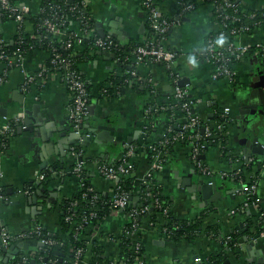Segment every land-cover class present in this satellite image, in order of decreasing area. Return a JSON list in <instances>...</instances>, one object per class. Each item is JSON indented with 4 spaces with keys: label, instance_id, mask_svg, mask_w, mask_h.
I'll use <instances>...</instances> for the list:
<instances>
[{
    "label": "crops",
    "instance_id": "obj_1",
    "mask_svg": "<svg viewBox=\"0 0 264 264\" xmlns=\"http://www.w3.org/2000/svg\"><path fill=\"white\" fill-rule=\"evenodd\" d=\"M195 2L196 9L180 19L177 0H159L158 6L167 18L177 20V25L164 44L166 48L177 52L172 70L178 73L180 80L185 78L189 80V84L184 88L190 92L194 100L196 115L203 120L210 121L213 126L217 109L222 111L228 107L231 110L233 121L227 127L226 135L223 136L224 144L209 146L201 155V159L216 173L231 172L242 167L238 157L242 156L244 160L243 152L247 149L251 154L250 159L254 158L260 167L264 161V147L262 150L261 148L255 149L251 139L250 147L246 148L250 132H253V137L257 136L255 129L249 127L252 122L249 121L251 116H248L244 122L247 126L246 130L239 125V120L243 113L260 105L257 89L264 87V57L251 54L238 63L235 66L237 76L234 82L225 79L213 81L211 78L213 66L202 58V50L205 48L208 35L218 28V22L213 13L212 4L204 0H195ZM240 4L246 9H258L264 7V0H242ZM37 5V2L31 4L32 12L36 13ZM89 7L96 24H102L106 32L117 34L119 30L121 31L120 44L122 46L130 42L142 44L147 40L149 33L147 15L140 0H90ZM142 26L145 28L142 29ZM32 27V24L27 23L26 31L31 33ZM16 35V23L0 19V37L7 44L13 45ZM236 44L264 46V29L255 30L248 36L238 37ZM100 52L102 51L93 48L86 51L84 44L76 46L75 49V53L79 56L77 67L89 83L91 105L95 106L94 115L89 123L100 126L98 127L100 131L109 134V140L101 142V145L93 141L90 146L82 147L80 151H82L83 169H89L87 173L91 184L107 201L111 199L113 184L98 173L95 162L104 160L114 164L120 159L123 150L141 141L139 152L133 158L134 171L131 175V180L133 177V183L138 188L142 185L150 166L145 148L146 143L154 142L156 137L163 136L166 132L167 119L170 118L178 123L183 121L179 114H176V120L171 116L167 117L166 114L157 115L152 120L144 116V112L155 98L159 104L165 105L174 93L175 85L169 76V70L160 63L146 61L130 64L129 69L146 80V94L140 95L127 87L113 98H104L100 92L103 84L112 76H123L126 73L119 67L115 58H110ZM48 59L47 52L35 50L23 57L20 67L9 70L5 83L0 85V123L18 119L23 112H32L34 107H38L34 110L35 115L29 120L30 123L33 120L36 121L37 129L46 126L48 127L46 131L51 129L55 131L64 127L61 123L69 117L71 98L60 76L48 71ZM4 69V63L0 61V74ZM43 69L46 70L44 81L39 79L37 83L30 86L29 91L24 92L22 90L24 81ZM256 115L254 120L259 119L260 126H263V113L259 111ZM151 121H153L152 131H147L145 135L144 127L149 126ZM67 123L64 122V124ZM82 131L85 132L86 128ZM47 138L48 140L43 142L40 132L20 133L17 129V134L10 138L7 149L0 152V187L4 188L6 198L0 201V220L3 230H7L12 235L29 232L36 223L42 225L50 234L60 235V215L55 205L62 199L75 196L80 190L78 183L72 182L69 178L64 182L61 178L54 179L47 186L43 185L38 189L43 196L44 191H47V198H40L36 205H28L27 198L30 195H24L23 190L28 184L39 181L38 178L43 171L40 168L44 160L47 162L45 169L55 164H64L65 168L73 164L71 159H63L65 162L62 163V158L55 153V149L47 146V143L52 141L49 136ZM190 149L189 143L186 145L178 142L169 154L164 169L154 174V180L162 186L163 196L169 198L170 210L175 217L196 220L203 212L205 216L209 213L204 223L205 225H219L221 227L220 237L217 240L201 236L194 244L174 243L161 234L159 227H151L147 223L149 216L144 217L143 228L139 234L146 250L143 264H197V258L205 259L224 249L222 239L232 233L239 234L237 248L241 252V258L237 260L234 253H229L230 264L245 262L260 264V260H263L262 264H264V237L257 239L254 237L255 225L258 223L257 220H260L259 214L255 210H239L245 201V195L242 191L231 193L234 188L243 190V181L235 182V184L229 180L214 178L220 191L212 192L207 200L203 199L201 193L195 195L189 192L183 187L184 179H190L195 187L199 180L205 183L210 182V179L197 172L191 160ZM233 157L235 158L232 159ZM244 163L246 164L245 160ZM72 168L74 167H71L70 171ZM253 175L256 176L255 173L246 175L248 178L246 180L249 181ZM59 176H61L60 173ZM9 191L12 193L9 194ZM256 194L259 211L264 214V174L261 173ZM132 203L131 206L138 207L141 203V196L135 195ZM232 211H235V214H232ZM126 222L127 219L122 212H113L102 220L98 232L103 238L110 234L118 238L122 235ZM18 240L27 241L25 246L28 248L23 251L24 256H35L34 254L41 248L35 243L36 239L25 238L15 241ZM252 241L255 244L252 253H249L246 249ZM101 243L110 258L118 256V242L106 239ZM57 254L64 257L62 256L64 253L57 251ZM34 258H31L33 262ZM89 259L90 253L84 263L89 264ZM15 260L19 262L20 255L10 260L9 264H13ZM0 264L5 263L0 262Z\"/></svg>",
    "mask_w": 264,
    "mask_h": 264
},
{
    "label": "built area",
    "instance_id": "obj_2",
    "mask_svg": "<svg viewBox=\"0 0 264 264\" xmlns=\"http://www.w3.org/2000/svg\"><path fill=\"white\" fill-rule=\"evenodd\" d=\"M141 5L144 8L147 15V22L150 26V31L148 38L143 43L142 46H138L130 52L124 51L120 48V43L110 34H107L105 37H101L98 33L96 27V20L90 12L89 3L90 0H0V19L3 17L8 18V20L16 23L17 25V35L16 42L21 45L25 41V37L29 35L33 39L39 41H52V38L58 39V42H61L65 45L66 50H70L69 56H64L58 53L54 48L52 53H49L50 62L48 63V71L54 72L59 75L61 81L64 83L70 98V112L69 118L76 126L81 124L86 117L89 115V107L91 103L89 101V89L86 81L83 79L82 74L76 68V63L73 60L75 56L76 46L82 45L86 40L91 41V48L108 52L112 54H121L126 57L132 56L133 63L136 64L151 61L155 63H160L165 65L169 70V76L174 82V93L173 96L168 99L170 103L159 104L157 98L149 104L148 108L144 112L146 119L151 120L155 116L159 115L162 112H165L168 108L171 109V118L175 119L176 114L181 115L182 120L185 121L184 124L179 121L175 125H169L166 129V132L161 137V142H158L156 145H150L148 148V153H150V166L145 175V179L142 182V185H149L150 181L154 180V174L163 170L169 156V147L175 146L178 142L182 140H187L190 146V156L191 160L194 162L197 172L207 179H210V184L214 183V178L218 177L221 179H232V177L239 175L242 171L241 168L233 170L231 172H214L208 166L204 164L201 159L203 152L212 145L216 140H220L221 137L226 135L227 127L232 123L231 110L230 108H224L220 114H217L216 121L214 125H211L210 121L201 119L196 115L194 110V100H187V97L190 96V92L179 85L180 77L177 72L172 70L174 60L176 58L177 52L168 49L165 46V40L172 32L174 27L177 25V20H172L167 18L160 10L158 6L159 0H140ZM37 2L36 13L31 11V4ZM177 3L180 8V16L191 13L196 9L195 0H177ZM231 0H213L212 6L217 13L216 19H220L218 22V28L216 31L212 32L214 35L208 37L205 43L204 48V60L213 66L212 80L217 81L221 79L229 80L234 82L236 79L235 66L244 61L246 57H249L251 54H256L258 56H264V46L257 44L255 46L250 45H237L236 39L240 36L251 35V28L241 23L240 15L247 12V9L241 5H237ZM261 7L259 9H263ZM228 10H231V13H227ZM238 15V16H237ZM251 17H254L255 14H251ZM37 22L33 21V19ZM178 19V20H179ZM221 19L223 20L221 22ZM71 21V27L69 29L62 28L67 21ZM93 21H95L93 23ZM32 24V32L28 33L26 31V24ZM240 23L238 28H232L230 30V37L226 35L225 29L230 25ZM44 27L46 34L41 32V28ZM258 29H264V23H259L257 26ZM7 43L0 38V61L4 63L5 69L0 74V85L4 84L10 69L15 67H20L23 57L28 53L26 50H16L12 55H9L5 49ZM50 45V44H48ZM32 50L33 48L30 47ZM117 61L119 60L116 56ZM43 69L35 76H31L24 81L22 85V90L24 92L29 91L30 86L38 82V80L45 79V72ZM132 75L136 77L138 81H141L142 78L132 72ZM150 81V80H149ZM131 86V85H130ZM151 94V88L149 90ZM191 97V96H190ZM176 120V119H175ZM15 124L22 125L21 119H15L13 121H8L0 123V152H4L8 147V140L12 138L15 134ZM147 127H144V134L147 133ZM25 128V126H23ZM181 129V132H175L176 129ZM203 132L202 136L199 134V131ZM188 131H192L190 134ZM175 133V134H173ZM219 145L222 143L219 141ZM160 147V148H159ZM75 154V153H74ZM82 151L78 153V157L82 156ZM135 156L134 146H128L127 151L120 157L119 164H110L109 162L96 161L95 165L97 166L98 173L106 180L113 184L112 196L109 201L111 214L113 212H122L131 225L129 228L123 227V234L129 236L130 238H135L137 234H140L143 228V221L141 216L145 215L150 206L147 204H141L138 207L129 206L130 199L133 197L130 193L123 191L121 187L118 186V182L123 179L131 178L132 172L134 171V164L131 161V158ZM255 161L253 159H248L246 164ZM83 170V162L77 163L71 172L81 176ZM264 174V161L260 167L258 175H253L249 181L241 180L239 182L244 183L242 192L245 195V201L239 210H255L260 217L261 232L257 233L255 230L254 237H264V214L259 211L258 197H257V187H258V178L259 175ZM44 175L39 176V182L44 180ZM84 186V185H83ZM24 195L28 196L34 193L30 188L23 190ZM90 194V195H89ZM89 195V196H88ZM256 197V200H252L253 197ZM83 201L90 204L88 212L81 213L77 218V213H72L73 210L80 208L78 201L73 202L70 205L69 214L65 217V222L71 226H75V235L74 238L76 241L84 238L87 241L88 246L91 245L93 239H98L100 242L103 240H109L112 242H119L117 238L110 234L101 237L98 229L102 220L98 218L97 207L95 206L96 202L100 200L99 195L95 192L94 187H87L86 191L83 194ZM5 191L0 187V201H4ZM157 206L161 208L159 202ZM238 211V210H236ZM237 213V212H236ZM232 214H235V211H232ZM98 222L97 226L92 225V222ZM151 227H158L159 225H153L151 222H147ZM89 226L91 233L87 236H84L83 233L85 225ZM131 230V231H130ZM84 231V232H83ZM83 232V233H82ZM82 235L84 237H82ZM36 239L41 244L42 247L51 248V247H62V241H56L50 239L46 236L43 230V226L36 223L29 232L21 233L18 235H12L7 230H2V243L3 247H8L11 240L16 239ZM225 246L228 242L232 240V236L228 235L224 237ZM139 241V240H137ZM142 246L141 241L136 242V249L140 250ZM235 246H238L236 244ZM41 247V248H42ZM37 251L34 255L37 256L40 251ZM74 258L71 264H82L86 257L84 248H77L73 251ZM35 256H24L22 257V264L34 258ZM57 259H42L41 264H57ZM128 257L120 258L119 256L114 257L110 260L111 264H130ZM207 261L202 258H197V264H206ZM142 264V263H137Z\"/></svg>",
    "mask_w": 264,
    "mask_h": 264
},
{
    "label": "trees",
    "instance_id": "obj_3",
    "mask_svg": "<svg viewBox=\"0 0 264 264\" xmlns=\"http://www.w3.org/2000/svg\"><path fill=\"white\" fill-rule=\"evenodd\" d=\"M232 2L236 3L237 0H231ZM204 2H208L210 4L213 3V0H204ZM239 5H241L240 3H238ZM237 4V5H238ZM213 13L214 15L217 17V13L215 11V9L213 8ZM227 13H231V10H228ZM251 14H255L254 17H251ZM238 16V15H237ZM241 23L242 24H246L251 28L250 34L253 33L255 30H258L257 26H259V23H264V8L263 9H247V12L245 13V15L241 14ZM33 19V21H35V23L37 22L36 20H34L35 18H31ZM2 21L4 20H8V18L3 17L1 18ZM218 21H220V19H217ZM223 20L221 19V22ZM95 21H93L94 23ZM238 26H240V23H235L233 25H230L227 29H225L226 35H228V37H230V30L232 28H238ZM71 27V21L68 20L67 23L62 26V28L65 29H69ZM147 29L150 31V26L147 23ZM41 32L43 34H46L47 32L45 31L44 27L41 28ZM151 32V31H150ZM149 34V33H148ZM214 35L213 33H211L210 36ZM209 37V35H208ZM207 37V39H208ZM1 38V37H0ZM25 41L24 43H22L21 45H19L16 41L15 38V42L13 43V45H5V49L7 50L9 55H12L14 51L16 50H26V52H33L35 50H42L49 53H52L53 48L60 54L64 55V56H69V53L71 52L70 50H66L65 45L61 42H58V39H54L52 38V41H48V42H44V41H39L37 39H33L32 37H30L29 35H27L25 37ZM206 39V40H207ZM50 44V45H48ZM142 44H132L131 42L128 43L126 46H122L120 45V48L122 49V52L127 51L130 52L133 49H135L138 46H142ZM85 46V50H91V41L90 40H86L84 43ZM30 47H32L33 49L31 50ZM119 59L117 61L116 59ZM115 59L119 64V67L122 69L123 72H125L126 74H124L123 76H112L110 77L101 87L100 92L101 95L104 98H113L115 96H117L119 91H122L123 89L130 87L132 90L136 91L138 94L143 95L146 94V80L142 78L141 81H138L136 79V77H134L132 75V72H135L133 70H130V64H133V58L132 56L126 57L125 55H121V54H116L115 55ZM74 62L76 63V68L77 67V61L79 60V56L77 55V53L75 54V56L73 57ZM50 62V57L48 59V63ZM79 70V69H78ZM81 73V72H80ZM82 74V73H81ZM83 79L86 81L87 85H88V89H89V93H90V87H89V83L86 80L85 76L82 74ZM131 85V86H130ZM145 88V89H144ZM142 89V90H141ZM142 91V92H141ZM188 101L192 100V97L188 96L187 97ZM89 101L90 103H92V99H91V94L89 95ZM169 102L167 103V106H169ZM220 110L217 109L216 110V114H220ZM171 109H167L165 110V112H162L160 114H166L167 117L171 115ZM159 114V115H160ZM152 120V119H151ZM151 124L147 127V131L151 132L152 131V123L153 121L150 122ZM177 122H175L174 120H170L167 119L166 120V125H165V130L169 127V125H175ZM184 122L179 123L180 125L184 124ZM15 134L14 136L17 134V129H18V125L15 124ZM175 132H181V129H176ZM190 134H192V131H188ZM175 134V133H173ZM199 134L202 136L203 132L202 130L199 131ZM10 140V139H9ZM8 140V143H9ZM162 138H157L154 142L148 141L146 143V149H147V156L149 159V162L151 160L150 157V153H148V148L150 145H156L158 142H161ZM219 141L222 143V145L224 144L223 142V137H221L220 140H216L214 143H212L211 146H216L219 145ZM183 144L187 145V140H182L180 141ZM141 141H137L133 146L135 149V154L139 152V147ZM160 148V147H159ZM172 149H174V146L169 147V154L173 151ZM127 151V148L125 150H123L121 152V156ZM135 157V156H134ZM131 158L132 163L133 162V158ZM235 157H233L232 159H234ZM238 159L240 160L242 167L241 168V173L239 175H236L234 177H232V179H228L230 181H234V182H239L240 179L241 180H245L248 179L246 177V175L248 176L250 173H255L257 174L260 170V167L257 165L256 161H253L251 163L245 164L244 160L242 158V156L238 157ZM101 162H108V161H104V160H99ZM119 159L117 160V162H115L116 164H119ZM114 163V164H115ZM111 165L113 163H110ZM89 169L88 168H84L81 172V176L79 177V182H78V187H80L79 192L68 199H62L61 201H58L57 204L55 205V208L58 209L59 211V215H60V226H61V231H60V235L58 234H50L45 228H43L44 233L46 234V236L50 239L56 240V241H62L63 246L62 247H51V248H45L42 247L40 253L34 258V262L33 259H29L26 264H41L42 259H57L58 262L57 264H71V262L73 261L74 258V254L73 251H75L77 248H84L85 249V254L87 253V255L90 253V259H89V264H111L110 260L112 258H110V256H108L106 254V248L102 245V243L98 240V239H93L91 242V245L88 246L87 241L84 238H80L81 240L76 241L74 238L75 235V226H71L68 223L65 222V217L67 216V213L69 214V209H70V205L75 202L78 201V204L80 206V208H78L76 211L73 210L72 213H77V218L79 217V215H81V213L86 212L88 210V208L90 207V204L86 203L85 201H83V194L86 191L87 187H94L91 182H90V177L88 175ZM62 172H65V175L62 176ZM68 172L67 168L64 169H60V165L59 164H55L52 165L50 168L45 169L42 171V175H44V180L41 181L40 183H30L28 184L25 189L30 188L32 191H36L38 190L40 187H43V185L47 186V184L54 179H67L70 177L68 175H66ZM59 173L61 174V176H59ZM73 174V172H72ZM133 174V172H132ZM75 175V174H74ZM258 175V174H257ZM134 178L132 177L129 179H121L118 182V186L121 187V189L123 191H126L128 193H130L133 197L135 195H140L141 196V204H147L150 206L148 212L141 216V219L143 221L144 217H148V222L152 223L153 225L158 224L159 229L161 234L169 241H172L174 243H180V242H188L190 244H194L196 242V240L201 237V236H205L207 238L210 239H219L220 234H221V227L219 225H205L204 220L206 217H208L209 213L206 214L205 216V212H203L200 215V218H197L196 220H187V219H182V218H177L174 216L173 212L170 210V200L169 198L166 196H163L162 191L163 188L162 186L157 183V181L152 180L150 181L149 185L144 186L141 185L140 187L136 188L134 183ZM247 181V180H246ZM84 185V186H83ZM95 192L99 195L100 200H98L95 204V206L97 207V213H98V218L100 220H103L105 218H107L108 216L111 215V209H110V204L109 201L107 200L105 201L100 194L98 193V191L95 189ZM4 188H3V192H4ZM44 198H47L48 193L47 191H44ZM90 195V194H89ZM88 195V196H89ZM253 199L252 200H256L255 196H252ZM157 202H159V204L161 205V208H159L157 206ZM213 211V210H210ZM88 212V211H87ZM260 220H257V224L255 225V230L257 231V233H260L262 228H261V224L259 222ZM99 223L94 221L92 222V225L97 226ZM130 223L126 222V224L124 225V227L129 228L130 227ZM84 231L88 228V230L85 232V234L83 233L84 236H87L91 233V228H90V224L88 226L85 225L84 227ZM131 231V230H130ZM82 235V237H84ZM232 236V240L228 242L227 246H225V238L222 239V245H224V249H222L220 252L215 253L213 255L208 256L207 258H205V260L207 261L206 264H224L228 259L229 256L228 254L230 253H234L235 258L237 260H239L241 258V252L240 250L237 248V246H235L238 243V237L239 234H230ZM136 239L134 238H130L129 236H126L125 234L122 233L121 236H119L117 238L118 242V249H119V253L118 256L121 258L124 257H128L129 259V263L130 264H137V263H142L144 262V255H145V247L142 243V246L140 248V250L136 249V242H140L141 241V236L139 234H137L135 236ZM139 240V241H137ZM57 251H59L60 253H64V257H61L59 254H57ZM18 260L13 261V264H21L20 262H17ZM85 264V263H82ZM243 264H247L246 262ZM255 264V263H254Z\"/></svg>",
    "mask_w": 264,
    "mask_h": 264
},
{
    "label": "water",
    "instance_id": "obj_4",
    "mask_svg": "<svg viewBox=\"0 0 264 264\" xmlns=\"http://www.w3.org/2000/svg\"><path fill=\"white\" fill-rule=\"evenodd\" d=\"M242 0H237V3H240ZM69 2H73V0H69ZM96 27L98 29V33L101 37H105L107 34H109V32H106L103 28H102V24H96ZM142 29H144L145 27L142 26ZM116 40L118 43H120L121 41V31L119 30V32H117V34L114 33H110ZM203 53H202V58H205L204 55V48H203ZM101 54H104L110 58H115V54L112 53H108V52H100ZM187 84H189V80L187 78L183 79L180 81L179 85L184 87ZM258 91V95H259V100H260V105L254 107V109L256 110H262L261 112L264 115V87H259L257 89ZM262 106V107H261ZM38 109V107H34L32 112L29 111H25L23 112L22 115L19 116V118L23 121L22 123H24L25 128H23V126H19L18 130L20 133L23 132H29L30 134H34L36 132H40V138L43 142H46L48 140V136L52 139V141H49L47 143V146H51L55 149V153L59 154L62 158V163H64L65 161L63 159H67V160H73V164L70 165L69 167H67L68 172L66 175H68L70 177V180L74 183H78L79 182V177L77 175L72 174V172L70 171L71 167H74L77 163H82L83 162V158L82 156H77L78 153L80 152V150L82 149V147L84 146H90V144L94 141L95 144L101 145L103 141L109 140V134L108 132H103L100 131L98 129V125H90V119L93 117L94 115V109L95 106H90L89 107V115L88 117H86L84 119V121L79 124L78 126H76L73 122H71V120L69 119V117H66L64 122L67 124H63V128L59 129V130H53L51 129L50 131H46V129L48 130V127H42L41 129H37L36 128V121L33 120V122L31 121V123L29 122V120L31 119L32 116L35 115L34 110ZM249 127L252 129H255V132L257 133V136L253 137V132H250L249 134V140L247 142L246 148L250 147V140L252 139V144L253 146L256 148H262L264 147V125L260 126V121L259 119H256L253 121V119L249 118ZM245 121V115H242V118L239 120V125L241 127H243L245 130L247 128L246 124L244 123ZM83 128H86V131H82ZM81 130V131H80ZM249 131V130H248ZM253 131V130H252ZM94 139V140H93ZM65 140H67V142H65ZM250 142V143H249ZM75 153V154H74ZM243 156H244V160L245 162L248 161V159L250 158L249 152L246 150H244L243 152ZM257 153H260V151H257ZM47 167V162L44 160L42 162V166H41V170H44ZM61 169H64L65 166L64 164L60 165ZM62 176L65 175V172L61 173ZM65 179H62L61 181L64 182ZM228 179H225L224 181H227ZM198 183L195 185L191 184V180L190 179H184L183 181V187L187 188V190L189 192L194 193L195 195H197L198 193L203 194V199L207 200L209 199L208 195H211L212 192H216L217 190L220 191L219 186L217 185L216 182L210 184V183H205L203 180H199L197 181ZM229 182H233L234 181H230ZM40 183V182H39ZM236 184V183H235ZM193 186V187H191ZM236 186V185H235ZM224 187V184H223ZM238 189V190H237ZM234 188L231 190V193H235L236 191L241 192L242 189L241 188ZM9 194H11L12 192H8ZM40 198H44L43 194L41 193L40 190L35 191L34 193H32L28 198H27V203L28 205H36L38 203V200ZM133 197L130 199V204L129 206H131L133 203ZM2 222L0 220V239L2 236ZM27 241H23V240H11L9 246L3 247L0 244V262H3L5 264H9V261L12 260L13 258H15L17 255H20V260L19 262L22 264V257H24V253L23 251H26V243ZM35 243L37 244V246L42 247V244L40 242H38L37 240H35ZM22 244V245H21ZM254 242H250L249 246H247V251L249 253H252V248L254 246ZM22 249V250H20ZM22 253V254H21ZM263 260H260L259 263L262 264ZM224 264H230L229 260H227Z\"/></svg>",
    "mask_w": 264,
    "mask_h": 264
},
{
    "label": "flooded vegetation",
    "instance_id": "obj_5",
    "mask_svg": "<svg viewBox=\"0 0 264 264\" xmlns=\"http://www.w3.org/2000/svg\"><path fill=\"white\" fill-rule=\"evenodd\" d=\"M264 57V56H263ZM264 60V59H263ZM262 107V106H261ZM260 111V110H259ZM259 111L258 110H256V109H254V107H253V109H250V111H246V113L247 112H249V113H243V115H245V121H246V118L248 117V116H251V119H255L256 117H257V115H256V113H259ZM262 111V110H261ZM260 111V112H261ZM244 121V122H245Z\"/></svg>",
    "mask_w": 264,
    "mask_h": 264
},
{
    "label": "rangeland",
    "instance_id": "obj_6",
    "mask_svg": "<svg viewBox=\"0 0 264 264\" xmlns=\"http://www.w3.org/2000/svg\"><path fill=\"white\" fill-rule=\"evenodd\" d=\"M248 119V118H247Z\"/></svg>",
    "mask_w": 264,
    "mask_h": 264
}]
</instances>
